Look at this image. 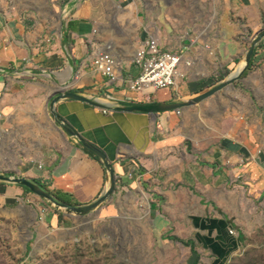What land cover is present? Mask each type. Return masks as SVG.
Wrapping results in <instances>:
<instances>
[{
  "label": "crops",
  "instance_id": "crops-1",
  "mask_svg": "<svg viewBox=\"0 0 264 264\" xmlns=\"http://www.w3.org/2000/svg\"><path fill=\"white\" fill-rule=\"evenodd\" d=\"M5 1L0 0V173L44 183L52 195L67 196V206H88L105 193L109 175L82 138L106 153L115 192H149L155 229L178 241L185 264H228L264 218V39L239 81L197 105L159 113L121 107L188 101L216 86L215 77H226L245 61L251 35L264 26V0H207V29L187 34L166 23L163 4L151 24L143 0H64L44 21L6 9ZM113 14L122 34L106 26ZM152 36L193 63H183L187 75L177 87L142 95L129 91L126 80L139 74L136 50ZM108 45L120 64L117 79L92 64L95 47ZM60 92L95 104L60 99L56 121L49 107ZM205 113L207 129L199 123ZM6 121L42 128L47 139L10 158L2 146ZM197 123L203 138L186 137L184 131ZM28 138L37 142L35 133ZM0 207L22 208L38 228L57 227L63 218L25 187L4 181Z\"/></svg>",
  "mask_w": 264,
  "mask_h": 264
},
{
  "label": "rangeland",
  "instance_id": "rangeland-1",
  "mask_svg": "<svg viewBox=\"0 0 264 264\" xmlns=\"http://www.w3.org/2000/svg\"><path fill=\"white\" fill-rule=\"evenodd\" d=\"M63 1L6 0L4 6L9 10L17 8L25 15L44 21L52 14L56 4ZM143 4L148 6V12L150 10L147 19L151 24L155 25L159 19L157 14L163 4L166 23L176 25V33H198V30L207 29V14L202 15L207 12V0H143ZM113 11L117 14L121 8H113ZM116 19L117 16L113 14L106 23L113 35L122 34L117 31L119 22ZM235 70L227 73L226 77L225 73L218 75L214 82L226 80ZM229 103L227 101L225 104ZM49 112L54 117L50 107ZM207 120V113L201 115L199 123L206 129ZM200 124L197 123L195 129L184 131V135L203 138ZM10 125L11 122H5L2 145L5 155L10 158H15L17 151L34 149L47 139L42 128ZM32 133H35L32 139L37 142L27 143ZM12 136L13 142L9 139ZM27 193L35 201L41 202L44 209L59 210L31 190H27ZM149 199L150 194L144 188L132 192L120 189L98 209L85 216L68 215L60 210L63 218L54 228H38L33 216H26L22 208L0 207V264H185L178 241L170 240L167 234L163 238L156 231ZM228 264H264V218L250 228L247 243Z\"/></svg>",
  "mask_w": 264,
  "mask_h": 264
},
{
  "label": "water",
  "instance_id": "water-1",
  "mask_svg": "<svg viewBox=\"0 0 264 264\" xmlns=\"http://www.w3.org/2000/svg\"><path fill=\"white\" fill-rule=\"evenodd\" d=\"M264 39V27L259 30L251 39L250 45L247 49L246 56H245V64L237 73H231L228 78L224 81H221L216 86L212 87L211 89L201 93L200 95L194 97L193 99H190L188 101L183 102H176V103H145V104H137V105H131L126 107H121V110L125 111H144V112H150V113H159L163 111H170L175 109H181V108H188L194 105H197L201 103L202 101L208 99L212 95L216 94L220 90L224 88H228V86H232L236 83V81L243 76L245 71L248 69V66L250 65V62L253 58L255 47L256 45ZM63 98H72V99H79L83 101H87L90 103L95 104L93 101L85 98L84 96L77 95L75 93L70 92H60L58 95L53 97L50 101V108L51 113L53 116H55L56 121H59L58 115L54 111V104ZM67 131L70 134H74L70 129L66 128ZM81 143L91 150L94 154H96L104 163V166L107 170V173L109 175V185L105 191V193L94 203L83 206V207H70L65 204H62L58 202L54 196L45 188L41 187L39 184L33 182L29 178L23 177V176H17V175H7L4 173H0V181L8 182V183H15L20 184L28 187L32 192L39 195L40 197L47 199L49 203L57 207L59 210H63L68 215H77V216H85L92 211L98 209L102 203L107 201L109 198L113 196L115 193L116 188V176L114 173V170L112 168V165L110 164V161L106 155V153L101 150L99 147H97L94 144H91L90 142L85 141L84 139L80 138Z\"/></svg>",
  "mask_w": 264,
  "mask_h": 264
},
{
  "label": "built area",
  "instance_id": "built-area-1",
  "mask_svg": "<svg viewBox=\"0 0 264 264\" xmlns=\"http://www.w3.org/2000/svg\"><path fill=\"white\" fill-rule=\"evenodd\" d=\"M95 48L97 55L92 61L95 69L117 79L120 64L111 52L110 45L106 50ZM184 62L188 66L193 63L186 61L182 53L164 48L158 37H149L136 50L134 63L140 71L137 76L126 80L127 88L134 93L150 95L158 89L177 87L179 80L187 75L182 66ZM108 112L112 113V110Z\"/></svg>",
  "mask_w": 264,
  "mask_h": 264
},
{
  "label": "trees",
  "instance_id": "trees-1",
  "mask_svg": "<svg viewBox=\"0 0 264 264\" xmlns=\"http://www.w3.org/2000/svg\"><path fill=\"white\" fill-rule=\"evenodd\" d=\"M252 64V60H251V62H250V65ZM250 65L248 66V68L250 67ZM246 72V71H245ZM91 152V151H90ZM92 153V152H91ZM38 184L41 186V187H43V188H45V189H48V187L44 184V183H41V182H38ZM21 186H23V187H25L27 190H30L28 187H26V186H24V185H21ZM53 195H54V197H55V199L58 201V202H60V203H62V204H65V205H71V202H70V200L67 198V196H65L64 194H62V193H60V192H55V193H53Z\"/></svg>",
  "mask_w": 264,
  "mask_h": 264
},
{
  "label": "bare ground",
  "instance_id": "bare-ground-1",
  "mask_svg": "<svg viewBox=\"0 0 264 264\" xmlns=\"http://www.w3.org/2000/svg\"><path fill=\"white\" fill-rule=\"evenodd\" d=\"M244 64H245V61L239 67H237V70L236 71H234L232 73H237L240 69H242V67L244 66Z\"/></svg>",
  "mask_w": 264,
  "mask_h": 264
}]
</instances>
